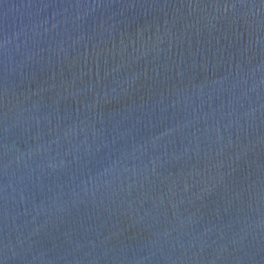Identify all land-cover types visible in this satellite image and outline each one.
<instances>
[{
	"label": "water",
	"instance_id": "95a60500",
	"mask_svg": "<svg viewBox=\"0 0 264 264\" xmlns=\"http://www.w3.org/2000/svg\"><path fill=\"white\" fill-rule=\"evenodd\" d=\"M0 264H264V0H0Z\"/></svg>",
	"mask_w": 264,
	"mask_h": 264
}]
</instances>
